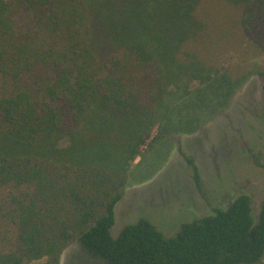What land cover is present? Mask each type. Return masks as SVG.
Wrapping results in <instances>:
<instances>
[{"label": "trees", "instance_id": "16d2710c", "mask_svg": "<svg viewBox=\"0 0 264 264\" xmlns=\"http://www.w3.org/2000/svg\"><path fill=\"white\" fill-rule=\"evenodd\" d=\"M216 32L264 53V0H0V233L15 225L0 264H61L76 241L104 264H264V198L255 219L249 194L174 236L147 217L111 234L126 183L113 140L128 136L132 158L146 129L129 142L130 122L160 113L186 70L218 68L200 55ZM245 66L234 83L235 70L219 73L208 93L255 72L264 90V66Z\"/></svg>", "mask_w": 264, "mask_h": 264}, {"label": "rangeland", "instance_id": "374dc122", "mask_svg": "<svg viewBox=\"0 0 264 264\" xmlns=\"http://www.w3.org/2000/svg\"><path fill=\"white\" fill-rule=\"evenodd\" d=\"M213 29L206 28L210 33ZM221 33H214V38L206 36L209 41L205 49L211 52L204 50L200 54L205 59H218V68H201L205 74L207 70L210 74L215 72L212 77L194 67L186 70L181 90L175 82L170 85L171 94L167 93L160 113L130 122L129 142L136 130L146 129L145 138L136 150L139 154L134 152L129 158L131 151L124 146L128 136L113 140L112 158L121 159L126 165L121 168L126 183L123 196L115 207V224L111 229L114 237L127 224L141 217L149 218L166 236H174L183 223L213 213V207L226 208L241 194L252 197L253 216L258 219L264 198V90L261 78L255 72L241 85L231 87L229 93L230 86L225 87L224 93L218 96L208 93L207 82H215L221 77L219 73L231 69L235 70L234 83L245 70L247 61L251 62L253 71H256L254 61L264 66V53L253 49L241 36L228 41ZM211 40L217 41V46ZM173 78L178 79L176 74ZM171 106H175L173 115L167 116L166 111L169 112ZM188 158L198 167L210 201L198 189L194 166ZM17 189L24 191L26 186ZM9 190L14 187L3 191L1 198L7 196ZM14 244L15 225L7 222L0 233V250H7ZM44 260L30 264H42ZM104 263V258L91 254L79 241L69 245L61 257V264Z\"/></svg>", "mask_w": 264, "mask_h": 264}]
</instances>
